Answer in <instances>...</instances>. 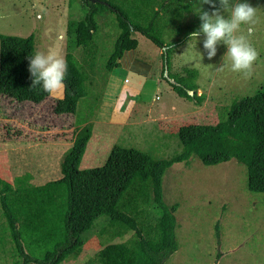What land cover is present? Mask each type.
I'll return each mask as SVG.
<instances>
[{
    "label": "rangeland",
    "instance_id": "rangeland-1",
    "mask_svg": "<svg viewBox=\"0 0 264 264\" xmlns=\"http://www.w3.org/2000/svg\"><path fill=\"white\" fill-rule=\"evenodd\" d=\"M106 1L143 28L164 4L154 30L169 47L159 49L143 35L132 34L140 46L138 57L150 64L141 93L134 98L135 119L131 114L129 122L128 118L121 122L111 115L114 105L118 110L131 105L129 100L123 103L119 99L127 74L124 64L119 62L111 72L105 68L120 33L117 16L110 11L96 18L94 70L89 69V57L83 49L73 53L86 66L91 81L90 93L79 99L75 114L53 112L65 88L39 105L0 97V177L13 184L18 207L26 212L24 218L30 227L23 235V246L35 257L41 252L30 253L31 244L48 251L63 237L64 201L60 199L63 193L65 196V188L55 182L61 178V164L78 127L88 125L92 133L80 170L102 167L115 145L164 160L183 150L178 137L180 127L224 121L234 101L264 91V0H249L256 8V16L248 40L256 49L257 58L247 77L228 68L218 70L226 51L223 44L217 46V54L211 59L203 55L202 36L197 44L188 45V34L200 24L197 14L202 9L211 11L212 6L205 0H117L116 4ZM80 2L77 0L70 7L68 0H0V35L27 38L33 34L35 51H52L65 60L67 22L85 17ZM247 27L242 26L245 34ZM175 81L195 87L203 98L201 105L180 98L171 87ZM146 113L148 118L140 120ZM247 181L246 167L236 160L205 166L192 155L188 164L170 167L163 177V194L169 207L177 206L178 250L164 264H264V194L249 191ZM150 210L162 215L153 201ZM105 220L98 219L82 236L80 256L62 264H85L107 245L122 243L132 236L133 232H129L109 241L99 235ZM20 261L0 207V264Z\"/></svg>",
    "mask_w": 264,
    "mask_h": 264
},
{
    "label": "trees",
    "instance_id": "trees-1",
    "mask_svg": "<svg viewBox=\"0 0 264 264\" xmlns=\"http://www.w3.org/2000/svg\"><path fill=\"white\" fill-rule=\"evenodd\" d=\"M76 1L68 0V5L73 7ZM80 1L85 17L80 20L71 18L67 22L66 86L63 98L54 105L56 115L75 114L79 99L90 93L91 81L86 66L80 64L73 53L83 49L89 57V69L94 70L96 53L92 43L98 31L96 18L105 12L116 14L120 32L106 63L107 71L118 67L123 53L137 48L133 33L143 35L159 49L170 46H166L154 30L164 4L143 28L134 25L118 6L106 0ZM34 51L33 34L27 38L0 35L1 98L39 105L50 96L39 85L31 87L26 56ZM171 87L180 98L198 105L203 102L194 87L176 81ZM91 134L88 125L78 127L72 147L61 164V178L55 184L65 188V196L63 193L60 199L64 201L63 237L48 251L32 244L31 248L28 247L34 255L37 250L44 252L42 256L35 257L26 252L23 235L30 227L24 218L26 212L18 207L13 184L0 177V207L21 259L20 264H62L70 258H78L84 246L82 236L102 217L106 220L99 235H105L109 241L122 238L129 232L133 234L122 243L102 248L85 264H164L178 250V243L175 235L177 206L169 207L164 201L163 177L174 164H188L192 155H196L205 166L236 160L247 169L248 190L264 194V91L234 101L224 121L180 127L178 137L183 150L164 160L153 159L134 148L115 145L102 167L80 170ZM151 201L161 211V216L150 210Z\"/></svg>",
    "mask_w": 264,
    "mask_h": 264
},
{
    "label": "clouds",
    "instance_id": "clouds-1",
    "mask_svg": "<svg viewBox=\"0 0 264 264\" xmlns=\"http://www.w3.org/2000/svg\"><path fill=\"white\" fill-rule=\"evenodd\" d=\"M211 11L201 10L197 15L199 27L191 31L189 42L197 44L198 38L204 49L203 55L211 59L217 54V46L223 44L226 51L221 56L218 70L228 68L245 77L251 74V67L257 58V51L249 43L252 25L255 22L256 8L249 0H205ZM218 4L217 8L215 5ZM248 25L246 33L242 26ZM200 56L202 54L199 52ZM31 87L39 85L49 95L61 92L65 88L67 66L62 56L55 52L36 50L26 56Z\"/></svg>",
    "mask_w": 264,
    "mask_h": 264
},
{
    "label": "crops",
    "instance_id": "crops-1",
    "mask_svg": "<svg viewBox=\"0 0 264 264\" xmlns=\"http://www.w3.org/2000/svg\"><path fill=\"white\" fill-rule=\"evenodd\" d=\"M113 1L115 4L117 3V0H113ZM160 16H161V14H160ZM160 19L156 20L155 25H154V29L156 28V25L158 24ZM137 42H138V40H137ZM139 48H140V46L138 43V46L135 50L123 53V55L119 61L122 64H124V66H125L124 68H125V71L127 73L126 77L124 79V83L122 86V90L120 92L121 94H120L119 99H121L122 102L125 100H129L130 105H131V107H129V108L127 107L126 110L120 109V107L118 110L117 106H115V105H114L115 107L113 106L112 111H111V115H112L113 119H117L118 121H121V122H125L127 118H128V122H129L131 120V118L133 117V113L135 112V111H133V109H135L137 106V103H135L134 98H136L141 93L143 83L146 81V74L150 68V64L146 60L138 57L137 52H138ZM128 77H131V79L129 80ZM176 80L180 81V78H176ZM116 101H117V98H116ZM116 105H117V103H116ZM117 110L120 112L118 115H117ZM129 113H130V115H129ZM131 114H132V117H131ZM133 118L135 119V117H133ZM147 118H148V114L146 113L145 116L140 120H143V119L146 120ZM109 119H110V117L108 118V120ZM110 121L111 120H109V122ZM139 123H141V122H139ZM43 253L44 252H41V254H39L38 256H42ZM35 255H37V254H35Z\"/></svg>",
    "mask_w": 264,
    "mask_h": 264
},
{
    "label": "water",
    "instance_id": "water-1",
    "mask_svg": "<svg viewBox=\"0 0 264 264\" xmlns=\"http://www.w3.org/2000/svg\"><path fill=\"white\" fill-rule=\"evenodd\" d=\"M190 95H193V92H189Z\"/></svg>",
    "mask_w": 264,
    "mask_h": 264
}]
</instances>
